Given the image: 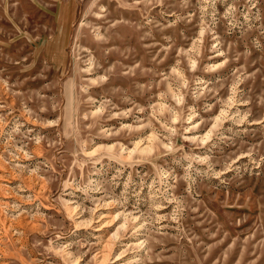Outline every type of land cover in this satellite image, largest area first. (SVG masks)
Returning a JSON list of instances; mask_svg holds the SVG:
<instances>
[{
    "label": "rangeland",
    "instance_id": "374dc122",
    "mask_svg": "<svg viewBox=\"0 0 264 264\" xmlns=\"http://www.w3.org/2000/svg\"><path fill=\"white\" fill-rule=\"evenodd\" d=\"M0 264H264V0H0Z\"/></svg>",
    "mask_w": 264,
    "mask_h": 264
}]
</instances>
